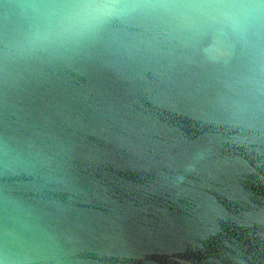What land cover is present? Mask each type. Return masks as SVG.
I'll return each instance as SVG.
<instances>
[{
	"label": "water",
	"instance_id": "water-1",
	"mask_svg": "<svg viewBox=\"0 0 264 264\" xmlns=\"http://www.w3.org/2000/svg\"><path fill=\"white\" fill-rule=\"evenodd\" d=\"M0 0V264H264V30L127 0L72 41Z\"/></svg>",
	"mask_w": 264,
	"mask_h": 264
},
{
	"label": "clouds",
	"instance_id": "clouds-1",
	"mask_svg": "<svg viewBox=\"0 0 264 264\" xmlns=\"http://www.w3.org/2000/svg\"><path fill=\"white\" fill-rule=\"evenodd\" d=\"M131 10L127 0H63L49 13L50 22L36 31L34 40L72 41ZM183 14L203 17L222 32L237 37L264 30V0H210L186 6Z\"/></svg>",
	"mask_w": 264,
	"mask_h": 264
}]
</instances>
